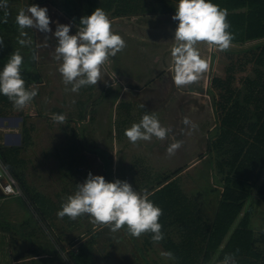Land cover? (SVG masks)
I'll return each instance as SVG.
<instances>
[{
  "label": "rangeland",
  "instance_id": "obj_1",
  "mask_svg": "<svg viewBox=\"0 0 264 264\" xmlns=\"http://www.w3.org/2000/svg\"><path fill=\"white\" fill-rule=\"evenodd\" d=\"M152 2L159 11H169L175 8L176 0H10L4 15L15 26L19 10L35 3L47 7L53 30L57 22L68 23L70 34L80 30L79 18L89 14L87 5L92 3L107 13L112 30L125 40V47L108 57L102 66V80L76 92L63 82L58 71L56 38L51 32L30 28L31 33L24 29L28 44L20 45L19 40L15 43L23 62L34 50L35 59L30 60L29 66L21 65V71L26 87L37 89V95L22 109L15 108L7 96L0 95V159L8 170L11 151L19 150L12 161L14 170L9 171L20 191L14 199L21 206L15 215H8L9 209L3 208L8 202L3 203L5 197H0V230L10 232L0 234V240L15 248V253L27 252L29 246L27 243L24 246V241L32 237L42 241L41 246H35L37 250L53 253L47 259L53 264H200L202 261L208 229L222 191L215 181V175L220 177L218 157L209 149L220 115L206 91L212 88V76L224 78L225 68L244 57L234 54L231 59L223 50L202 42L197 49L207 60L208 69L200 77L201 83L198 80L190 85H174L169 69L161 68V63L168 68L172 63L169 55L172 47L167 48L172 44L170 38L161 43L150 41L144 34L146 14L114 15L123 6H131L130 10L135 6L139 13L141 9L150 10ZM16 32L21 36L19 27ZM258 42L231 43L227 50L240 52L261 43ZM158 57L161 60L157 63ZM257 66L264 68L254 62L238 67L233 72L232 85L243 91L242 80L253 76ZM145 112L154 114L162 126L171 129L166 139L136 143L128 140L125 129L138 123ZM61 113L66 117L63 124L52 119L53 114ZM185 118L190 122L187 125L182 122ZM4 132L14 134L10 136L14 141L20 137L14 143L17 145L6 143ZM172 139L182 143L169 155L166 148ZM197 158L196 163L157 186L176 169ZM89 172L103 175L106 180H127L138 192L153 193L164 186L156 195H150L151 200L172 192L168 203L157 204L162 209L159 222L163 239L153 241L150 233L133 237L125 227L112 232L103 225L79 243L71 244L99 225L88 214L75 219L56 214L62 201ZM263 177L264 167L261 180ZM260 185L261 181L252 190L256 192ZM247 208L254 250L264 252L261 236L264 200L255 194L246 201L207 264H224L217 261V256ZM235 264L244 263L235 260Z\"/></svg>",
  "mask_w": 264,
  "mask_h": 264
},
{
  "label": "clouds",
  "instance_id": "obj_2",
  "mask_svg": "<svg viewBox=\"0 0 264 264\" xmlns=\"http://www.w3.org/2000/svg\"><path fill=\"white\" fill-rule=\"evenodd\" d=\"M9 2L0 0V9L6 12ZM174 7L171 19L177 23L169 71L174 85H190L208 69L207 60L201 57L195 45L203 41L226 50L231 45L233 33L228 30L226 11L213 0H176ZM15 21L21 36L27 34L23 31L26 28L52 33L56 38L55 58L60 61L58 71L73 92L102 80L101 69L105 61L125 47V40L112 30L111 21L101 7L82 15L79 18L82 27L72 34L68 23L57 22L53 30L47 7L35 3L21 8ZM6 22V15L0 17V23ZM18 43L24 45L25 40ZM3 46L0 38V47ZM22 63L23 57L17 50L0 67V95L7 96L17 109H22L37 95L36 88L25 85L21 75ZM52 119L63 124L66 117L62 113L53 114ZM182 122L190 123L186 118ZM170 132V128L162 126L159 119L149 112H145L138 123L125 129V135L132 143L153 138L164 140ZM181 143V140L172 139L166 148L167 153L173 155ZM150 195L147 190L138 192L127 180H106L103 175L89 172L82 183H77L76 190L62 201L56 214L60 218L68 216L71 219L88 214L95 223L107 225L112 232L125 227L133 237L150 233L151 239L158 242L163 239L159 222L162 209L149 198ZM224 264H235L234 257L231 254L226 256Z\"/></svg>",
  "mask_w": 264,
  "mask_h": 264
},
{
  "label": "trees",
  "instance_id": "obj_3",
  "mask_svg": "<svg viewBox=\"0 0 264 264\" xmlns=\"http://www.w3.org/2000/svg\"><path fill=\"white\" fill-rule=\"evenodd\" d=\"M213 2L227 13L226 19L230 25L228 30L233 33L232 44L241 45L256 40H263V42L240 52L223 50L230 58L236 54L235 56H243L244 59L239 63L231 62L225 68L227 74L224 78L217 75L212 76L210 80L212 88L207 90L216 112L220 115V122L214 130L215 136L209 143V149L213 150L218 157L217 166L220 177L215 175V181L220 184L222 191L208 229L200 264L208 263L211 255L218 249L231 225L241 213L246 201L255 194L264 200V177L261 180V171L264 167V68L257 66L253 69V76H246L242 80L243 91L232 85L233 72L238 67L243 68L248 62L264 65V0H213ZM95 8L96 6L94 7L92 3L87 5L89 14ZM123 8L126 10H116L114 15H140L152 11L151 7L150 10L141 9V13H139L140 10L135 9V6L133 10H130L131 6H123ZM174 11L175 8H171L163 12L174 13ZM4 12L0 9V17L5 16ZM16 26L9 21L0 23V38L4 43V46L0 47L1 65H4L12 52L17 51L15 43L18 40L23 39L28 44L27 34L17 36L18 27ZM26 29L32 33L30 28ZM31 52L22 65H31L34 50ZM213 60L214 55L211 54L210 61ZM21 75L25 76L23 71ZM11 152L12 160L8 163V171L14 170L12 161L19 150L15 148ZM94 152L100 153V150ZM183 169L184 167L176 169L157 186L175 177ZM259 181L261 185L254 192L252 188ZM163 188L164 186L160 187L151 195H156ZM172 195V192L157 195L152 201L155 204H165L169 202ZM249 216L250 210L247 208L220 250L217 261L222 262L226 256L231 254L234 260L244 264H264V253L254 250L253 230L248 226ZM262 240L264 241V236Z\"/></svg>",
  "mask_w": 264,
  "mask_h": 264
},
{
  "label": "crops",
  "instance_id": "obj_4",
  "mask_svg": "<svg viewBox=\"0 0 264 264\" xmlns=\"http://www.w3.org/2000/svg\"><path fill=\"white\" fill-rule=\"evenodd\" d=\"M162 5H163V7H165L163 2H162ZM151 9H152V11H149V13H146V22H147V24H146L145 29H144V34L148 35V39L150 41H155L156 43H161V42L167 40V38H170V41H172V44L171 45H167V48L173 47L174 44H175V41L173 40L174 29H175V26H176V23H177L176 21H173L171 19L173 13H166V12H163V11H159V9L153 7V2H152V5H151ZM256 41L263 42V40H256ZM256 41H250V42H256ZM202 42L203 41L198 42L195 45V47L196 48H200L199 45H202ZM260 42H258V43H260ZM211 54H213V52L209 53V57H211ZM169 55H170V52H169ZM160 60H161V58L158 57V59H156V62L158 63ZM161 68L162 69H166V70L169 69L168 66H165L163 63H161ZM202 74H201V76H202ZM201 81L199 80V83H201ZM190 109H192V108H190ZM4 135H5L6 143L10 144V146L17 145V144H14V143H17L16 142L17 138L15 139V141H14L13 138L12 139L10 138V136L14 135V134H10V132H8V133L4 132L3 136ZM174 136H176V135L174 134ZM19 139H20V137H19ZM18 142H19V140H18ZM198 160H199L198 158L195 159V160H191L184 167V169L189 167V166H191V165H193ZM0 197H2V196H0ZM15 197L16 196H9V197L3 198V200H6L3 203L8 202V204L3 206V208H8L9 209V212L7 210L8 215L9 214L15 215L16 210L21 207L20 203L15 202V200H14ZM9 226H12V225H9ZM4 233L8 234L10 232L6 231L4 229L0 230V234L1 235H4ZM88 236H86V237H88ZM29 239L24 241V246L27 243V245L29 246V248H28L29 250H27V252L25 251V252H18V253H15L14 251L16 249L13 248L12 246L10 247V245L6 241H4V243H3V241L0 240V243H2L0 245V247H1L0 248V264H53L52 261H48L47 260L48 257H51V255L53 254L52 252H51V254H49L50 252L48 250L47 251L46 250L39 251V250H37L35 248V246H37V245L41 246L42 241L37 242L38 240H34V239H32V237H30ZM82 240H80V241H82ZM31 248H33V250ZM1 249H4L5 251H3ZM20 253H22L21 256H19Z\"/></svg>",
  "mask_w": 264,
  "mask_h": 264
},
{
  "label": "built area",
  "instance_id": "obj_5",
  "mask_svg": "<svg viewBox=\"0 0 264 264\" xmlns=\"http://www.w3.org/2000/svg\"><path fill=\"white\" fill-rule=\"evenodd\" d=\"M0 190L3 197L17 196L20 191L15 177L0 159Z\"/></svg>",
  "mask_w": 264,
  "mask_h": 264
},
{
  "label": "water",
  "instance_id": "obj_6",
  "mask_svg": "<svg viewBox=\"0 0 264 264\" xmlns=\"http://www.w3.org/2000/svg\"><path fill=\"white\" fill-rule=\"evenodd\" d=\"M208 91H206V93H207ZM208 94V93H207ZM18 140H19V137L17 138V140H16V142H18ZM155 190V189H154ZM153 191V190H152ZM151 191V192H152ZM2 195V193H1V190H0V196ZM103 226V224H99V225H97V226H95V227H93L91 230H89L88 232H86L85 234H83V235H81L79 238H77L76 240H74L73 242H72V244H76V243H78L80 240H82L83 238H85L86 236H88L89 234H91L92 232H94L95 230H97L98 228H100V227H102Z\"/></svg>",
  "mask_w": 264,
  "mask_h": 264
},
{
  "label": "flooded vegetation",
  "instance_id": "obj_7",
  "mask_svg": "<svg viewBox=\"0 0 264 264\" xmlns=\"http://www.w3.org/2000/svg\"><path fill=\"white\" fill-rule=\"evenodd\" d=\"M261 236L263 237L264 236V230H262V232H261ZM263 246H264V241H263ZM264 253V252H263ZM249 260H252V259H250V258H248Z\"/></svg>",
  "mask_w": 264,
  "mask_h": 264
}]
</instances>
